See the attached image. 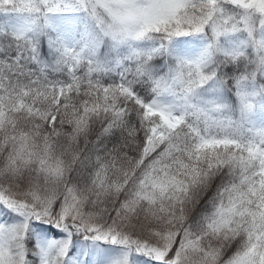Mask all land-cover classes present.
<instances>
[{"label": "snow or ice", "instance_id": "6c2138e0", "mask_svg": "<svg viewBox=\"0 0 264 264\" xmlns=\"http://www.w3.org/2000/svg\"><path fill=\"white\" fill-rule=\"evenodd\" d=\"M0 264H264V0H0Z\"/></svg>", "mask_w": 264, "mask_h": 264}]
</instances>
